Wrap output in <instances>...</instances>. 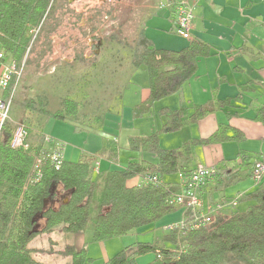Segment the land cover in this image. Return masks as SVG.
Listing matches in <instances>:
<instances>
[{"label": "trees", "instance_id": "1", "mask_svg": "<svg viewBox=\"0 0 264 264\" xmlns=\"http://www.w3.org/2000/svg\"><path fill=\"white\" fill-rule=\"evenodd\" d=\"M48 5L49 0H0V52L6 60L20 64L34 30L41 29L49 17ZM100 43V49H105L104 41ZM128 50L129 67L143 66L148 78L146 97L133 107L135 118L149 113L154 102L180 92L183 84L196 75L198 62L212 55L210 45L196 37H190L187 45L178 50L157 48L143 29ZM102 54L100 50L93 58L100 62ZM100 63L102 66V60ZM121 66L120 62L117 68ZM11 87L12 84L7 93ZM119 90L110 96L117 107L121 100ZM233 100L212 98L204 104L193 105L191 111L183 102L176 109L162 108L160 130L128 136L127 149L134 155L129 156L121 169L100 173L95 178L97 158L109 162L117 158L115 136L104 140L94 156H83L75 162L62 158L56 169L47 158L50 150L44 147L40 132L7 119L0 129V264H43L37 256L54 252L57 243L49 238V250L28 244L39 234H50L56 228L64 237H74L90 229L91 242H102L135 232H149L164 216L182 208V220L165 226L163 234L153 242L125 246L102 264H137V257L147 254L152 257L143 264H264L263 185L240 197V201L249 203L242 211L233 210L236 202L232 211L220 209L210 222L194 225L190 209L169 202L180 191L179 185L164 180L165 175L177 174L180 178L191 173L197 145L244 141L242 131L229 124H219L207 137L184 140L176 149H163L159 145L160 133L176 132L192 125L206 115L229 107ZM79 108V102L64 97L53 116L75 121ZM40 111L49 114L43 107ZM115 111L105 109L87 121L96 125L91 122L86 126L98 128L107 112ZM254 120L264 126V104L255 109ZM18 125L25 132V146L12 148L10 141ZM259 161L264 162L260 155L242 150L234 159L218 161L213 167L215 180L206 182L199 190L213 180L214 188L221 191L252 177L254 165ZM134 178L137 184L128 186L127 182ZM91 214L93 221L88 225ZM38 215L43 222L36 229ZM57 253L68 257L69 264L91 262L85 247L78 249L72 240L65 241Z\"/></svg>", "mask_w": 264, "mask_h": 264}, {"label": "rangeland", "instance_id": "2", "mask_svg": "<svg viewBox=\"0 0 264 264\" xmlns=\"http://www.w3.org/2000/svg\"><path fill=\"white\" fill-rule=\"evenodd\" d=\"M69 1L54 0L49 8V17L45 19L41 29L36 34L33 32L32 43H30L23 57L25 61L20 79L15 87L8 90V93L11 90L14 91L8 119L14 124H24L38 130L44 138V147L49 150L53 149L55 142L60 144L65 161L70 162L78 161L83 156H94L102 147L104 140L113 139L115 136L118 146L117 158L113 162L97 158L99 172L93 173V178H95L100 173L121 169L126 165L129 156L134 155L126 147L127 141L125 139H127L128 131L138 132L139 135H148L160 130L163 118L159 111L167 107L164 102H170L168 99L173 97L175 103L177 102V108L180 106V93H176L154 102L149 113L137 118L133 115V107L146 97L148 86L145 68L140 66L131 69L128 59V47L133 44V40L137 37L139 30L142 29L141 23H144L146 37L157 48L178 50L185 42L171 32L170 23L164 24L162 20L160 22V19L156 17H144L143 20L137 17L136 0H126L125 3L122 0V5L117 4V1L114 0L113 5L110 6L106 3L100 8L96 7L94 0H82L80 5L82 10L78 13H74L70 8ZM161 4L167 6L168 2L156 1L155 8H161ZM115 10L118 12L115 13ZM104 15H107V18H104ZM102 40L105 49H100L102 45H99V42ZM100 50L103 53L100 62L102 60L103 65L107 64L105 67L100 65L101 63L97 58H93L94 55H98ZM120 62L122 66L119 69L117 67ZM112 70L115 71L112 72ZM202 81L205 82H203L205 87L211 84L206 75L202 77ZM116 90H119L122 95L119 107L110 97L115 95ZM64 97H70L80 103L75 121L62 120L53 116V113L60 108V103ZM232 98L234 102L238 101L235 100L236 96ZM44 100L46 104H44ZM42 107L49 114L41 112L40 108ZM107 108L116 111L107 112L101 126L96 128L93 126L97 124L96 122H87L89 119H93L94 115L104 113ZM223 111L224 109L221 110L222 113ZM212 114L215 118L214 123L219 120L227 123L233 122V120L230 121L232 117L215 112ZM206 116L198 122L186 126L187 129L183 131L160 133V147L176 149L184 140L199 139V137L208 135L212 129L208 130L204 125L203 128L201 127L208 121L207 119L201 123L207 118ZM91 122L92 126H86L87 123L89 125ZM213 122L211 127L214 125ZM234 122L237 121L234 120ZM239 122L246 125L244 129L248 138L244 140V143L228 141L217 146L197 145L194 148L193 163L214 167L223 158L234 159L237 152L243 149L250 150V153H257L255 151L264 153V145H262L264 143L258 142L256 132L250 123L248 121ZM46 139L51 141L47 142ZM22 145H24V140ZM195 149L197 150L196 154ZM214 176L211 180L214 179ZM252 177L259 182L264 177V173ZM164 180L177 183L178 176L177 174L165 175ZM214 180L209 182L213 188ZM253 183L254 181L249 177L226 189H221V191L219 189L214 190L216 196L209 200L211 204L206 203V205L211 206L205 209L207 212H211V208H213V213L210 214L214 216L220 211V204L223 205V203L214 202V200L225 197L229 199L226 208H230V204L234 206L237 202L238 205L233 210L242 211L249 203L247 200L240 201L237 192ZM199 194L197 191L200 198ZM200 211L202 212L203 209L200 208ZM180 214V210L167 214L159 220L153 231L149 233L135 232L125 237L102 242H91V231L87 229L82 234L75 236V245L79 247L78 249L85 247L86 255L91 259V262L87 264H102L105 256L109 258L115 255L122 249L123 243L153 242L156 236L163 234L164 225L179 221ZM92 221L93 215L91 214L88 225H91ZM42 222L43 219L38 215L36 229L42 226ZM49 238L57 243L54 245V252L47 251L38 255L37 258L43 264H69V258L63 257L57 252L63 249L65 241H70L73 237L71 235L64 237L59 228L50 234H39L30 241L28 246L49 250ZM141 257L136 261L137 264L147 262L146 255Z\"/></svg>", "mask_w": 264, "mask_h": 264}, {"label": "crops", "instance_id": "3", "mask_svg": "<svg viewBox=\"0 0 264 264\" xmlns=\"http://www.w3.org/2000/svg\"><path fill=\"white\" fill-rule=\"evenodd\" d=\"M116 1L117 4L122 5V0ZM124 1L126 0H123V2ZM156 1L160 3L168 2V5L164 8H155ZM136 3V9L138 11L137 17L142 20L144 17H156L160 19V22L162 20L164 24L170 23L171 32L174 34H176L174 6L178 3H185L192 7L193 18L190 37H196L209 44L212 48V55L208 58L201 59L198 62L196 75L183 84L181 92H178L180 93V103L183 102L190 110L193 105L204 104L212 98L221 100L234 96L239 97L237 102L233 101L229 107L224 108L223 113L221 110L215 112L221 113L223 116L232 117L230 121L233 120L234 122L235 120L237 121L236 123H227L220 120L214 123L213 121H215V118H213L214 114H212L206 116L207 118L201 123H204L207 119L208 121L202 124L201 127L203 128L204 125L208 130L212 129L208 134L210 135L219 124H229L242 131L245 137L244 140H247L248 135L244 129L246 125L241 124L239 121H248L251 127H253L252 129L256 132V139L258 142L264 143V126L254 120L255 109L264 104V0H136ZM117 12L118 11L115 10V13ZM141 24V28L144 30V23L142 22ZM183 42L185 43H183L180 48L185 47L188 40L183 39ZM221 68H223L222 71ZM204 75L211 81V84L207 87L204 86V81H202ZM169 100L170 102H164L165 106L170 109H176L177 102L175 103V98L172 97L168 99V101ZM212 122L214 125L211 127ZM185 129L187 128L184 127L178 131H183ZM135 135H139V133L130 130L128 134H126V138ZM208 135L199 138H205ZM125 140L127 141V139ZM240 143H244V141ZM196 151L195 149V154ZM242 151H246L247 154H258L264 160L263 152L255 151L257 153H250V150L245 149ZM228 159L223 158L222 160ZM96 163L99 167V163ZM195 164L197 165L198 163H194V165ZM250 179L253 180L254 183L245 186L244 189H241L242 191L237 192L238 198L246 196V194L256 190L259 185L264 186V177L259 182L253 177H250ZM180 181L178 177L177 184L179 185V189H181ZM127 184L128 186L135 185L137 184V179L134 178L129 180ZM214 190L216 189L210 184L198 190L204 212L211 206L206 205V203L216 196ZM228 200L229 199L223 197L214 200V202L223 203V205L220 204L221 209L228 212L233 206L230 204V208L225 207ZM209 204H211V202H209ZM179 210L181 217L177 222H180L183 216V208ZM165 226L167 225H164V227ZM151 231H153V229ZM75 241L74 236L72 238L74 245ZM124 244L125 243H123L122 248L132 243ZM75 247L77 246L75 245ZM146 256V261H149L152 257L149 254ZM107 258L108 257L105 256L104 260ZM139 258L142 257H137L136 261L139 260Z\"/></svg>", "mask_w": 264, "mask_h": 264}, {"label": "built area", "instance_id": "4", "mask_svg": "<svg viewBox=\"0 0 264 264\" xmlns=\"http://www.w3.org/2000/svg\"><path fill=\"white\" fill-rule=\"evenodd\" d=\"M54 0H49L48 10L51 7V4ZM94 4L96 7H103L104 4L113 5L114 0H94ZM82 0H70L68 4H70V8L74 11V13L80 12L82 9L80 6ZM166 5V4H165ZM164 4H161V8L165 7ZM107 6V5H106ZM175 27L176 34L184 40L190 39V29L191 22L193 18L192 7L186 5L185 3H178L175 6ZM104 9H106L104 7ZM79 10V11H78ZM107 13V11H105ZM107 18V15H104V18ZM39 30V27L34 30V33ZM34 36V35H33ZM34 38V37H33ZM32 43V41H31ZM92 43V42H91ZM51 60L50 58L48 59ZM24 59H22L20 64H16L12 60H7L4 58L3 54L0 52V129L3 123L8 119V112L11 105V100L13 96V90L11 92L4 95V92L8 89V87L12 84V87H15L20 79V74L22 73V69L24 67ZM15 90V89H14ZM25 136V132L22 126L18 125L14 131L12 139L10 141V146L12 148L20 147L23 143V139ZM47 142L51 140L46 139ZM47 158L50 163L58 169L62 162V149L61 145L58 143H54V147L47 154ZM94 171H98V164L96 163L94 166ZM264 173V163L256 162L254 165L253 175L257 176L260 173ZM215 171L213 167H206L202 164H197L191 173L186 176H180V191L172 196L170 199V203H176L184 208L190 209L193 212V220L194 225H198L199 223H208L212 219L213 208L211 212L200 211L202 208V201L197 195V191L200 189L202 185L211 180L214 176ZM39 177V174L36 173L35 180ZM217 209V208H215ZM172 227H175L171 225ZM169 226L168 228H171Z\"/></svg>", "mask_w": 264, "mask_h": 264}, {"label": "water", "instance_id": "5", "mask_svg": "<svg viewBox=\"0 0 264 264\" xmlns=\"http://www.w3.org/2000/svg\"><path fill=\"white\" fill-rule=\"evenodd\" d=\"M101 43L99 42V45H100Z\"/></svg>", "mask_w": 264, "mask_h": 264}]
</instances>
